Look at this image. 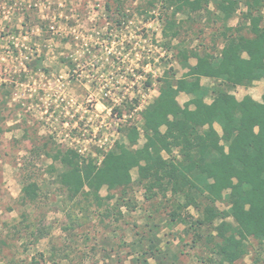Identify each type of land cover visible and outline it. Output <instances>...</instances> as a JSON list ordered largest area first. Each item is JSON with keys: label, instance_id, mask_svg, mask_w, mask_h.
I'll return each instance as SVG.
<instances>
[{"label": "rangeland", "instance_id": "obj_1", "mask_svg": "<svg viewBox=\"0 0 264 264\" xmlns=\"http://www.w3.org/2000/svg\"><path fill=\"white\" fill-rule=\"evenodd\" d=\"M244 1L228 22L214 3L178 15L181 35L169 43L148 0H0V264H205L210 250L191 224L171 221L179 211L170 193L147 199L138 184L126 195L103 189L101 196L112 198L100 208L56 182L61 165L53 157L74 150L99 164L103 152L125 141L123 126L142 128L140 112L159 95L162 79L188 72L176 46L218 56L225 35L245 28ZM190 99L178 97L181 105ZM122 104L136 109L121 118L114 108ZM30 180L40 187L35 203L23 197ZM217 206L229 208L226 201ZM189 213L201 216L193 207ZM238 264H264V243L252 239Z\"/></svg>", "mask_w": 264, "mask_h": 264}, {"label": "trees", "instance_id": "obj_2", "mask_svg": "<svg viewBox=\"0 0 264 264\" xmlns=\"http://www.w3.org/2000/svg\"><path fill=\"white\" fill-rule=\"evenodd\" d=\"M244 2L245 28L240 25L235 34L225 35L218 56L176 46L188 72L162 79L159 95L140 112L142 128L123 126L125 141L103 152L99 164L74 150H59L53 157L61 165L56 182L73 197L85 194L100 208L112 198H103V189L126 195L138 184L147 199L170 193L179 211L171 221L191 224L197 241L210 250L205 264H238L249 254L252 239L264 243V92L262 103L251 96L239 101L232 94L237 87L264 83V0ZM212 3L228 22L241 0H148L147 7L159 10L162 37L172 43L181 35L178 15H192ZM244 29L252 36L243 35ZM203 78L213 80L214 86L205 87ZM181 94L191 96L184 105L178 101ZM209 96L211 103L206 102ZM122 105L114 108L121 118L136 109ZM142 137L145 142L139 146ZM22 192L35 203L40 187L30 180ZM224 201L229 208L221 210L217 204ZM192 207L200 218L190 215ZM203 229H209L206 235L200 233Z\"/></svg>", "mask_w": 264, "mask_h": 264}, {"label": "crops", "instance_id": "obj_3", "mask_svg": "<svg viewBox=\"0 0 264 264\" xmlns=\"http://www.w3.org/2000/svg\"><path fill=\"white\" fill-rule=\"evenodd\" d=\"M257 83L261 84V86H260L261 90L260 91L259 90L257 91V89L255 87V85H256V83H255L252 87H248V88L242 87L246 90V93L243 95L236 94L235 92H232V94H234L239 101L243 100L244 97H246V96H251L255 101L262 103V96H263V92H264V83L263 82H257ZM238 88L240 89L241 87H238ZM211 101H212V99H211ZM211 101L208 102L206 99L207 103H211ZM188 102H189V100H188ZM216 129L220 134L222 133L220 126L216 125Z\"/></svg>", "mask_w": 264, "mask_h": 264}]
</instances>
